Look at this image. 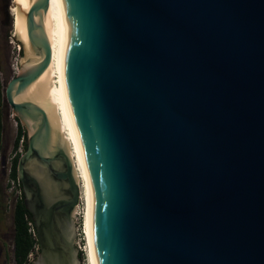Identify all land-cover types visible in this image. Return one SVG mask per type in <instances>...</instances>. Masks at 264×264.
Returning a JSON list of instances; mask_svg holds the SVG:
<instances>
[{
	"label": "water",
	"instance_id": "95a60500",
	"mask_svg": "<svg viewBox=\"0 0 264 264\" xmlns=\"http://www.w3.org/2000/svg\"><path fill=\"white\" fill-rule=\"evenodd\" d=\"M46 12L63 39L98 264H264V0L31 1L3 95L26 131L16 175L32 264H81L73 165L25 94L51 59Z\"/></svg>",
	"mask_w": 264,
	"mask_h": 264
},
{
	"label": "bare ground",
	"instance_id": "6f19581e",
	"mask_svg": "<svg viewBox=\"0 0 264 264\" xmlns=\"http://www.w3.org/2000/svg\"><path fill=\"white\" fill-rule=\"evenodd\" d=\"M32 0H17L14 8L15 32L28 50V39L25 26V12ZM46 34L51 47V59L40 76L26 89L25 94L40 105L47 114L54 130V137L59 135L65 144L73 165V172L79 185L80 200L86 204L83 230L87 238L88 263L98 264L92 237L93 191L91 177L84 158L82 146L70 115V108L65 83V58L62 35L53 17L46 12L44 17ZM74 210V216L77 208ZM84 218V217H83Z\"/></svg>",
	"mask_w": 264,
	"mask_h": 264
},
{
	"label": "rangeland",
	"instance_id": "374dc122",
	"mask_svg": "<svg viewBox=\"0 0 264 264\" xmlns=\"http://www.w3.org/2000/svg\"><path fill=\"white\" fill-rule=\"evenodd\" d=\"M17 0H0V74L4 83L9 78L16 75L22 60L23 45L19 42V37L15 32L14 8L18 7ZM17 63V65L15 64ZM3 131H2V154L5 158L4 166H0V180L5 186L6 207L0 219V264H13L12 244H13V204L14 194L7 190L6 183L11 158L14 155L13 141L16 135V121L12 115L11 108L4 100L2 107ZM21 149V148H20ZM85 201L80 200L74 216L76 225L75 246L81 258V264L88 263L87 238L83 230L85 220ZM84 217V218H83ZM34 252L31 260L35 259Z\"/></svg>",
	"mask_w": 264,
	"mask_h": 264
},
{
	"label": "trees",
	"instance_id": "16d2710c",
	"mask_svg": "<svg viewBox=\"0 0 264 264\" xmlns=\"http://www.w3.org/2000/svg\"><path fill=\"white\" fill-rule=\"evenodd\" d=\"M3 89H4V82L0 74V156L2 153V131L4 127L3 119H2V107L4 104ZM14 119L16 121V135L13 141L14 155L11 159L8 178L13 180H18L16 175V166H17L18 157L25 150L26 131L24 127L21 125L18 118L14 116ZM19 148H21L22 151H19ZM19 188L21 190L20 184H19ZM6 198L7 197L5 194V186H2L0 180V219L6 207ZM12 218H13L12 245L14 247L13 255H14L15 264H32L33 261L29 260L28 255L30 252H38V250L35 251V248L38 247V240L36 234L33 235L29 231L28 223L31 222L33 225V222L30 213L23 205L22 191L13 204Z\"/></svg>",
	"mask_w": 264,
	"mask_h": 264
},
{
	"label": "built area",
	"instance_id": "2783aa9c",
	"mask_svg": "<svg viewBox=\"0 0 264 264\" xmlns=\"http://www.w3.org/2000/svg\"><path fill=\"white\" fill-rule=\"evenodd\" d=\"M15 64L17 65V63H15ZM19 151H22V150L19 148ZM11 159H12V158H11ZM10 164H11V163H10ZM9 169H10V167H9ZM8 174H9V170H8ZM6 187H7V190H8L10 193L14 194V196H15V200H16V198H17V197L20 195V193H21V190H20V188H19V181H18V180L9 179V178L7 177ZM79 202H80V200H79ZM78 204H79V203H78ZM77 206H78V205H77ZM28 224H29V231H30L33 235H35V229H34V226L32 225L31 222H29ZM37 250H38V247L35 248V251H37ZM33 254H34V252H30V253H29V255H28L29 260H31Z\"/></svg>",
	"mask_w": 264,
	"mask_h": 264
}]
</instances>
